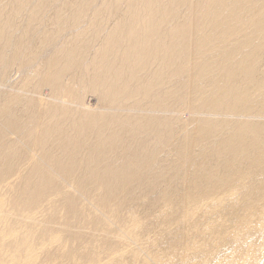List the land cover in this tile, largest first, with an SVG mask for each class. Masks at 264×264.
Listing matches in <instances>:
<instances>
[{"label":"bare ground","instance_id":"obj_1","mask_svg":"<svg viewBox=\"0 0 264 264\" xmlns=\"http://www.w3.org/2000/svg\"><path fill=\"white\" fill-rule=\"evenodd\" d=\"M4 85L0 264H264V0H0Z\"/></svg>","mask_w":264,"mask_h":264},{"label":"rangeland","instance_id":"obj_2","mask_svg":"<svg viewBox=\"0 0 264 264\" xmlns=\"http://www.w3.org/2000/svg\"><path fill=\"white\" fill-rule=\"evenodd\" d=\"M7 86V87H6ZM13 86H15V85H4V87H0V92H9V91H7V90H13L14 89V91L17 89V87H14L13 88ZM7 89V90H6ZM184 112V113H183ZM183 119H186V118H188L189 117V112L188 111H181V113L179 114Z\"/></svg>","mask_w":264,"mask_h":264}]
</instances>
